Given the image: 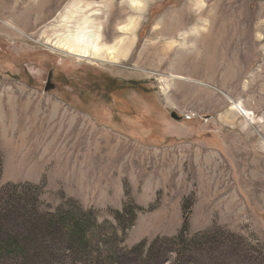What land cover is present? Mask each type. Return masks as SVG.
Masks as SVG:
<instances>
[{
	"label": "rangeland",
	"instance_id": "obj_1",
	"mask_svg": "<svg viewBox=\"0 0 264 264\" xmlns=\"http://www.w3.org/2000/svg\"><path fill=\"white\" fill-rule=\"evenodd\" d=\"M143 2L0 0V186L110 222L123 251L177 237L190 209L182 264H264V0ZM67 11L104 37L133 22L126 57L58 48Z\"/></svg>",
	"mask_w": 264,
	"mask_h": 264
},
{
	"label": "trees",
	"instance_id": "obj_2",
	"mask_svg": "<svg viewBox=\"0 0 264 264\" xmlns=\"http://www.w3.org/2000/svg\"><path fill=\"white\" fill-rule=\"evenodd\" d=\"M8 187L0 186V264H150L151 256L157 257L153 252L160 254L165 243L174 247L175 264L185 259L190 209L177 237L123 251L118 228L110 222L101 225L81 208L43 214L38 194L25 201L12 195Z\"/></svg>",
	"mask_w": 264,
	"mask_h": 264
},
{
	"label": "bare ground",
	"instance_id": "obj_3",
	"mask_svg": "<svg viewBox=\"0 0 264 264\" xmlns=\"http://www.w3.org/2000/svg\"><path fill=\"white\" fill-rule=\"evenodd\" d=\"M130 2L132 4V7L135 8L133 10L137 12L139 16H142L143 10L146 7L144 5L143 0H130ZM126 14L127 12L125 8L124 9L119 8L116 12L115 20L119 22L122 21L126 17ZM65 19L68 21V23H72V25L70 26L72 29L71 30L66 29V33L61 36L62 41L58 44V48L68 53H71L74 56L80 58H86V59H97V60L109 61V62H119L121 59H124L126 57L130 38L134 34V29L132 27L133 22H130L128 25H120L121 22L120 23L118 22L120 26L118 28H112L109 31L111 32L112 36L104 37V35L101 32V26L99 24L94 23V20L90 18L88 15H85L84 18H79L74 20L73 13H69L64 18V20ZM168 23L170 25L171 22L168 21ZM180 26L179 25L175 26L173 29L176 30L180 28ZM173 29L172 30L168 29L167 31L166 29H164V31L166 32L165 34H173L174 33ZM226 29H228V27ZM161 31L159 32V34L162 33ZM162 35L164 34L162 33ZM177 36L179 35L177 34ZM109 42H113V43L109 45ZM166 57H168V55ZM173 79H179V78L173 77Z\"/></svg>",
	"mask_w": 264,
	"mask_h": 264
},
{
	"label": "water",
	"instance_id": "obj_4",
	"mask_svg": "<svg viewBox=\"0 0 264 264\" xmlns=\"http://www.w3.org/2000/svg\"><path fill=\"white\" fill-rule=\"evenodd\" d=\"M53 88H54V85L51 84V76H49L48 84H47V87H46L45 91L47 92V91H49V90H51ZM172 117L175 118V119H179V118H177L175 113L172 114Z\"/></svg>",
	"mask_w": 264,
	"mask_h": 264
},
{
	"label": "built area",
	"instance_id": "obj_5",
	"mask_svg": "<svg viewBox=\"0 0 264 264\" xmlns=\"http://www.w3.org/2000/svg\"><path fill=\"white\" fill-rule=\"evenodd\" d=\"M192 118H193V116L191 115V116L188 117V120H191Z\"/></svg>",
	"mask_w": 264,
	"mask_h": 264
},
{
	"label": "flooded vegetation",
	"instance_id": "obj_6",
	"mask_svg": "<svg viewBox=\"0 0 264 264\" xmlns=\"http://www.w3.org/2000/svg\"><path fill=\"white\" fill-rule=\"evenodd\" d=\"M51 80H52V75H51ZM55 88V87H54Z\"/></svg>",
	"mask_w": 264,
	"mask_h": 264
}]
</instances>
